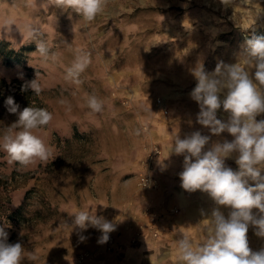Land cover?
<instances>
[{
    "label": "rangeland",
    "instance_id": "rangeland-1",
    "mask_svg": "<svg viewBox=\"0 0 264 264\" xmlns=\"http://www.w3.org/2000/svg\"><path fill=\"white\" fill-rule=\"evenodd\" d=\"M5 20L14 22L11 32L3 30ZM28 26L38 30L34 38ZM253 34L264 35V0H106L91 22L57 7L55 0H0V40L15 50L33 48L19 65L5 66L0 59V138L18 119L4 106L8 96L20 110L33 106L53 116L34 130L52 150L47 161L10 163L0 148V227L8 243L20 242L25 255L37 256L22 264H73L83 251L110 264L121 237L136 244L149 235L163 256L169 252L166 241L187 235L202 242L217 205L208 193L181 187L184 156L171 148L177 136L195 131L211 136L210 144L233 139L227 132L214 136L197 122L199 105L190 97L197 83L193 73L242 62ZM39 40L54 60L34 53ZM78 52L91 61L79 84L65 79ZM248 71L254 75L255 67ZM36 78L40 95L21 91ZM91 95L102 101L101 113L88 108ZM217 115L228 116L222 108ZM152 145L160 153L149 162ZM225 163L238 170L234 157ZM147 172L158 181L156 188L139 185L140 174ZM219 207L227 216L230 209ZM79 210L115 225L109 233L114 251L104 252L97 229L71 226ZM161 226L168 227L164 234ZM255 232L250 226L247 237L258 251L264 238Z\"/></svg>",
    "mask_w": 264,
    "mask_h": 264
},
{
    "label": "clouds",
    "instance_id": "clouds-1",
    "mask_svg": "<svg viewBox=\"0 0 264 264\" xmlns=\"http://www.w3.org/2000/svg\"><path fill=\"white\" fill-rule=\"evenodd\" d=\"M55 2L57 7L72 9L91 22L104 11L106 0ZM12 25V20H5L3 30L11 32ZM28 34L30 39L34 38L38 30L28 26ZM246 45L247 58L242 62L217 64L210 74L203 68L193 73L197 83L190 97L199 105L197 122L214 136L227 132L233 139L210 144L211 136L195 131L184 138L177 136L173 142L171 151L184 156L183 171L179 174L181 187L190 192H206L217 205L208 219L202 242L196 243L187 235L178 240V264H264V248L253 251L247 237L249 227L253 226L255 234L264 238V119L257 120V116L264 114V35L253 34ZM34 53L45 61L55 59L43 40L37 41ZM90 62L87 53L78 52L66 70L65 79L81 83L79 77ZM252 66L254 75L248 71ZM28 88L36 95L42 92L37 78L22 85L21 91ZM4 106L18 117L0 138V148L8 154L9 162L27 166L36 159L47 161L52 150L34 130L46 127L53 119L52 114L33 106L20 110L12 96L5 99ZM87 106L93 113L103 111L102 101L95 95L88 97ZM221 108L228 114L226 120L218 118ZM233 157L237 171L225 163ZM219 206L230 209L227 216ZM72 218L74 228L83 231L92 227L100 231L98 243L101 244L115 230L113 223L90 211L79 210ZM7 236L0 227V264H22L25 258L31 262L37 259L35 253L25 255L20 242L8 243ZM80 239L86 237L81 235Z\"/></svg>",
    "mask_w": 264,
    "mask_h": 264
},
{
    "label": "crops",
    "instance_id": "crops-1",
    "mask_svg": "<svg viewBox=\"0 0 264 264\" xmlns=\"http://www.w3.org/2000/svg\"><path fill=\"white\" fill-rule=\"evenodd\" d=\"M161 229L160 231L164 234L168 227L164 229V226H161ZM176 240L178 239L173 242L166 241L169 252L168 255L163 256L158 252L159 246H155L149 235L142 237L136 244L129 243L128 237H121L120 246L108 256V262L110 264H178V241ZM162 241L157 240L160 243ZM164 244L162 247L165 246Z\"/></svg>",
    "mask_w": 264,
    "mask_h": 264
},
{
    "label": "built area",
    "instance_id": "built-area-1",
    "mask_svg": "<svg viewBox=\"0 0 264 264\" xmlns=\"http://www.w3.org/2000/svg\"><path fill=\"white\" fill-rule=\"evenodd\" d=\"M160 153L159 148L156 145H152L149 153V162L152 161L153 157ZM139 185L142 188H156L158 186V181L153 178L149 172L140 174ZM156 236V235H155ZM104 252L110 253L116 248V241L113 236H109L108 241L105 243ZM100 254H95L90 251H83L77 254L73 264H101V259H99Z\"/></svg>",
    "mask_w": 264,
    "mask_h": 264
},
{
    "label": "trees",
    "instance_id": "trees-1",
    "mask_svg": "<svg viewBox=\"0 0 264 264\" xmlns=\"http://www.w3.org/2000/svg\"><path fill=\"white\" fill-rule=\"evenodd\" d=\"M32 49L30 47H22L15 50L10 47L8 42L0 40V59L5 66L19 65L25 60V52L31 51ZM16 211L13 213H16Z\"/></svg>",
    "mask_w": 264,
    "mask_h": 264
}]
</instances>
